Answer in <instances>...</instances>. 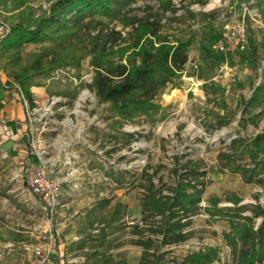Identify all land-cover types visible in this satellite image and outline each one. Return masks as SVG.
<instances>
[{
    "label": "rangeland",
    "instance_id": "obj_1",
    "mask_svg": "<svg viewBox=\"0 0 264 264\" xmlns=\"http://www.w3.org/2000/svg\"><path fill=\"white\" fill-rule=\"evenodd\" d=\"M17 1L0 0V36L7 34L17 21L18 12L14 8ZM54 1L28 0V3L35 16L40 17ZM173 1L177 5L181 3V0ZM191 1H184L183 8L177 12L178 19L171 13L167 19L173 25L193 31L190 60L182 82L179 87L168 86L160 93L158 100L163 109L152 118L142 116L123 126V131L134 134L133 138L117 133L105 104L90 89L93 69L89 57L83 60L80 69L65 67L53 71L48 79H38L54 93L50 94L46 86H34L35 107L29 102L25 105L21 99L22 124L17 123L19 129L14 127V134H19L15 143L21 142L20 149H29L32 160L27 164L25 159L20 165L21 159L15 162L13 158L3 157L4 147L0 142V262L38 264L40 251L47 258L39 264H84L86 252L91 249H71L72 241L80 237L78 231L89 219L94 223L88 229L99 231L106 227L105 219L111 211L117 210L119 220L107 226L112 239L108 252L115 260L122 256L129 264L137 263L142 247L136 243L139 236L132 232V226L141 224V199L148 175H152L165 193H171L182 175L193 177L192 172L198 171L205 172L197 180L203 182L199 187L204 188L200 210L186 227L187 237L164 249L170 250L169 258L181 260L194 251L215 246L219 249L217 264H235L225 233L230 231V219L238 210L226 208L251 203L264 207V187L246 183L230 166L224 167L226 162L221 163L218 155L228 150L232 139L252 138L264 129V102L259 106L251 102L254 88L264 83V0H209L206 5ZM158 3V0H137L133 6L140 7L136 12L142 14L146 5L157 8ZM248 7L257 8L260 16L248 15ZM200 11L212 14L202 16ZM240 22L247 25V41L237 44L228 40L225 43L228 49L220 51L218 44ZM112 25L122 28L117 22ZM251 40L258 46L259 58L255 63L246 59L250 55ZM38 47L31 44L26 53ZM0 83V90L9 91L10 97L20 101L21 95L15 94L17 84L2 69ZM62 89L70 92L76 89L77 94L73 98L56 94ZM219 100L227 102L231 115L229 123L222 127L209 114L211 109H219ZM261 109V116L254 122L249 112L257 115ZM14 112L17 117V110ZM12 130L7 133L0 127L4 142L12 140ZM247 160L237 156L229 164L234 166ZM38 167L61 182V200L53 215L39 197L30 196L27 191V176ZM12 170L20 178L19 182L11 180ZM19 184L25 186L33 205L25 203L27 211L23 210L27 228L18 224L19 214L7 217L11 211L4 203L7 198L14 199V193L20 189L15 192L11 189ZM232 196L242 201L235 205L228 200ZM215 199H218L216 205ZM221 208L225 212L217 214L215 211ZM243 213L251 214L248 210ZM261 221L256 219V225ZM45 227L50 228L52 239L41 234ZM11 232L22 240L11 244Z\"/></svg>",
    "mask_w": 264,
    "mask_h": 264
},
{
    "label": "trees",
    "instance_id": "obj_2",
    "mask_svg": "<svg viewBox=\"0 0 264 264\" xmlns=\"http://www.w3.org/2000/svg\"><path fill=\"white\" fill-rule=\"evenodd\" d=\"M136 1L56 0L36 17L28 0H19L14 3L17 21L7 34L0 36V69L20 87L30 106L35 107L34 86H46L50 94L54 93L38 79H48L53 71L65 67L80 69L83 60L89 57L93 69L90 89L105 104L117 133L133 138L134 134L123 131V126L142 116L152 118L163 109L158 97L168 86H180L193 44L191 28L186 31L167 21L171 16L168 13L179 18L177 12L183 8L185 0H181L180 5L173 0H158L157 8L148 4L142 14L136 12L140 7L133 6ZM191 2L206 5L209 0ZM199 14L212 13L200 11ZM112 22L120 23L122 28L118 29ZM31 44L39 47L26 53ZM249 45L250 55L246 59L255 63L259 58L258 46L253 40ZM56 94L73 98L77 91L62 89ZM251 102L257 106L264 102V83L254 88ZM219 104V109H211L209 114L214 115L217 126L222 127L229 123L231 115L225 100ZM262 112L261 109L257 115H253V111L249 113L257 122ZM237 156L248 160L230 165ZM218 158L221 163L226 162L224 167L230 166L239 173L246 183L264 187V129L252 138L232 139L228 150L220 151ZM197 172H192L193 177L182 175L171 193H165L152 175H148V185L141 199V224L132 226V232L139 236L136 243L142 247L141 257L134 264H217L219 249L215 246L194 251L181 260L169 258L170 250L164 249L187 237L186 227L200 210L204 188L199 187L203 182L197 180L205 172ZM228 200L235 205L242 201L235 196ZM217 201L214 200V205ZM224 209L215 212L223 213ZM226 209L238 210L230 219V231L225 233L235 264H264V207L251 203ZM247 210L251 214L243 213ZM118 214L117 210L111 211L110 217L105 219L106 227L99 231L88 229L93 226V219L78 231L80 237L72 241L71 249L92 250L86 252L84 264H129L126 258L121 256L115 260L108 252L112 239H109L107 226L119 220ZM258 218L262 221L256 225ZM12 239L14 242L22 240ZM99 247L104 249L99 250Z\"/></svg>",
    "mask_w": 264,
    "mask_h": 264
},
{
    "label": "built area",
    "instance_id": "obj_3",
    "mask_svg": "<svg viewBox=\"0 0 264 264\" xmlns=\"http://www.w3.org/2000/svg\"><path fill=\"white\" fill-rule=\"evenodd\" d=\"M246 12L251 17H259V11L255 7L246 8ZM4 28V25L1 26V29ZM248 38V28L245 22L236 23L232 26L225 35V41L220 42L218 44V48L220 51L224 52L228 49L227 41H235L237 44L245 43ZM226 43V44H225ZM17 92L21 95L25 105L28 106V100L25 98L22 90L18 86ZM0 127L4 130V132L9 133L10 127L8 123L0 124ZM29 164V160L26 161ZM22 171V168H21ZM27 191L30 196H37L40 198L41 202L44 203L48 210L52 213L59 206L61 200V182L57 179L51 178L47 175L44 168L38 167L36 171H34L31 175L27 176ZM28 192L23 196V201L29 206L32 205L29 201ZM44 233L45 238L52 239V235L50 234V228L45 227L41 234ZM40 256L37 260L38 264L42 263L46 260V256L42 255L40 251L37 252Z\"/></svg>",
    "mask_w": 264,
    "mask_h": 264
},
{
    "label": "crops",
    "instance_id": "obj_4",
    "mask_svg": "<svg viewBox=\"0 0 264 264\" xmlns=\"http://www.w3.org/2000/svg\"><path fill=\"white\" fill-rule=\"evenodd\" d=\"M16 87L18 89V85H16ZM17 89L15 91V94H18ZM32 90L34 92V90H35L34 87L32 88ZM8 92L9 91L0 90V120L2 123L10 122L11 125H9V127L11 128V130L13 128V130L11 132V134H13V137H12V140H7L6 142H4L3 137H0V142H2V146L4 147L2 156L3 157H10L11 159L13 158V161H15V162H17L19 159H21L19 161V164L22 165V163L24 164L25 159H26V161L32 160L31 155L28 152L29 149H23V148L20 149L19 145H21V142L17 141L15 143L19 134H18V136H17V133L14 134V127L16 129H19V126L17 123H21V120H22L21 110H20L21 104H22V100H21L22 97L21 98L18 97L20 99V101L17 102L16 98L10 97ZM14 110H17V113H18L17 117L15 115ZM13 121H15V122L13 123ZM12 173H13V175L11 176ZM10 176H11V180L16 179V182L20 181V178L19 179L17 178L18 177L17 173L15 174V170L11 171ZM16 189H20V190L17 193H14V199H11V198L8 199L7 198L4 200V203L8 204L9 210L11 211V214L7 215V217L10 219V217L14 218V217H16V214H19V218H18L19 223L18 224L20 225V227L27 228L28 225H27V222L25 219V218H27V215L23 218L24 211H27L26 204L23 201V196H24V193L26 194L27 191L25 189V186L23 187L22 184L21 185L19 184L18 187L15 189L14 188L11 189V191L15 192ZM15 230L17 232L18 231L23 232V229H19V230L15 229ZM11 233L13 234L12 237L9 239L11 244L16 243L13 241V239H12L13 237L22 238V237H19V235L15 234L14 232H11Z\"/></svg>",
    "mask_w": 264,
    "mask_h": 264
}]
</instances>
